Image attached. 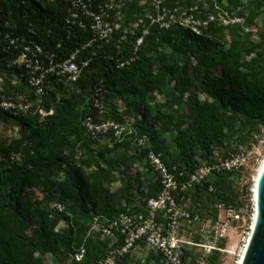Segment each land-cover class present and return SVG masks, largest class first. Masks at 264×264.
<instances>
[{"label": "trees", "instance_id": "trees-1", "mask_svg": "<svg viewBox=\"0 0 264 264\" xmlns=\"http://www.w3.org/2000/svg\"><path fill=\"white\" fill-rule=\"evenodd\" d=\"M107 1L85 3L96 10ZM140 1L116 0L122 6L111 11V21L120 27L99 47L91 18H74L68 0H0V100L31 103L17 114L0 110V121L15 124L19 135L0 142V264H45L49 254L65 263L82 248L86 254L76 264H101L124 243L121 236L107 237L104 228L121 214H146L149 200L161 192L158 172L145 162L149 153L160 154L186 182L217 155L249 150L264 134V32L256 42L239 29L211 24L197 35L178 26L149 27L145 17L144 34L142 26L131 25L155 6ZM226 1L229 12L244 6V0ZM248 1L253 23L264 16V0ZM196 3L162 0L161 8ZM118 13L123 20H117ZM225 35L228 50L212 52L227 45ZM37 47L46 64L48 55L62 62L78 52L80 79L65 85L51 75L44 94L37 95L24 65L17 63L26 48L34 53ZM157 93L164 104L157 102ZM87 119L127 126L132 134L121 140L111 132L96 139ZM141 162L147 175L136 168ZM239 171H213L202 184L175 192L178 204L203 221L221 220L226 208L251 212L253 191L237 189ZM115 184L120 185L116 191ZM60 223L66 227L57 230ZM197 227L203 239H214L212 229L207 235ZM187 242L188 264H218L225 253L223 242L210 252L203 240ZM150 251L145 264H164L160 253ZM115 264L140 263L129 252Z\"/></svg>", "mask_w": 264, "mask_h": 264}, {"label": "built area", "instance_id": "built-area-1", "mask_svg": "<svg viewBox=\"0 0 264 264\" xmlns=\"http://www.w3.org/2000/svg\"><path fill=\"white\" fill-rule=\"evenodd\" d=\"M71 3V8L76 13L74 18H79L80 15L91 18V29L95 34L96 42H99V47L104 44H109L120 24L117 21H111L113 9L121 8L122 4H117L116 0H109L106 4L99 5L96 10H92L91 6L86 4L88 0H68ZM92 0H89V3ZM162 0H157L158 11L146 15L149 27L158 25L161 28H170L178 26L190 29L195 34L199 35L203 29H207L214 20L205 16L203 9L197 5L192 7H175L161 8ZM203 7V6H202ZM120 14V13H118ZM117 14V15H118ZM243 19L224 20V25L245 27ZM144 18L138 19L131 26L144 28V34L148 33ZM82 26V23H81ZM252 32V30H249ZM257 33V30L252 34ZM143 39L137 41V46H140ZM90 46V44L88 45ZM43 52L37 47L36 52L32 53L26 48V53L17 61L24 65L29 83L36 88L37 95H43V85L47 78L51 75L55 76L59 82L69 85L76 83L83 71V66L78 63V52L74 53L69 59L62 62H53V56H46L48 64L41 60ZM86 65V64H84ZM124 64L121 63V66ZM95 106L103 109L102 103L96 100ZM31 108V103L25 98H21L18 102L0 100V110L11 111L17 114L19 111H27ZM42 115H47L45 111L40 110ZM53 111L49 113L52 115ZM85 126L92 136L96 139L99 136H105L114 133L121 140L126 135H131L132 131H128L127 126H119L113 122L104 124H95L91 119H87ZM128 133V134H127ZM257 142L249 149L239 154H232L227 158L217 155L215 162L211 165H203L199 167L186 182H181L176 176L166 167L162 161L160 154L151 152L147 162L159 174L162 185L161 192L157 198L151 199L148 202V212L146 214H121L115 220L111 221L104 228V234L109 238L116 239L118 236L123 237L124 243L120 248L115 249L110 253L107 260L102 264H115L118 257H122L129 252H134L138 247L145 245L150 250H154L163 257L164 264H188L183 259L185 245L190 244L181 233L191 230L199 225L205 228V234L212 229L218 239H224L227 233L233 229L236 224L247 226L253 222V211L250 212L248 207L235 209L220 208L223 210V218L216 222L212 220L203 221L199 215L193 214L188 209L180 206L177 202L175 192L185 191L194 188L198 184H202L213 171H235L243 167L255 166L264 157V134L256 137ZM144 142L139 140V145ZM60 210L63 206L57 205ZM207 251L213 250V247L204 246ZM85 255V249L82 248L78 252V262H82Z\"/></svg>", "mask_w": 264, "mask_h": 264}, {"label": "rangeland", "instance_id": "rangeland-1", "mask_svg": "<svg viewBox=\"0 0 264 264\" xmlns=\"http://www.w3.org/2000/svg\"><path fill=\"white\" fill-rule=\"evenodd\" d=\"M146 2H149L150 6H157V0H141L140 1L141 5H144ZM195 5L203 9L205 16H209V18L215 17L214 20L211 21V22H214L212 24H217V26H223L225 28L230 27V28L239 29L243 31L245 35H248L251 40H255L256 42L260 40V32H264V16L263 15H260L257 19L253 21V23L249 21L250 14H249L248 8L250 4L248 0H244V6H242L241 8L233 12L228 11L227 8L229 4L226 0L221 1V2H219V0H197V3ZM155 11L156 12L158 11L157 7H154V12ZM149 13L150 12L147 11L146 14H149ZM146 14L143 16V18L146 17ZM123 18H124L123 14L121 13L118 14L117 16L118 21L123 20ZM234 19H243L245 27L244 28L240 26L227 27L224 25V20H234ZM249 30H252V32L257 30V33L254 35V33L252 34V32H250ZM225 40H226L225 43L227 45L218 47V49H216L215 47H212L211 48L212 52L216 53L217 50L226 52L228 50V44H229L227 35H225ZM156 99H157V102L159 103L164 104L166 102L165 97L158 93L156 94ZM201 99H204V97L202 96ZM19 100H21V98ZM165 112L169 113L168 109H166ZM17 129L18 128L13 123H4L3 121H0V142H5L11 139L18 138L19 135H18ZM147 160H148V157L145 160L146 163H147ZM263 162H264V157L255 166H248V167L241 168L240 171L238 172V178L235 184L237 189L241 193L253 191L252 202H253L254 208H255L254 201H253L254 200V186H255V181H256L258 171ZM144 164H145L144 162H141L137 165L138 167L136 168H140V170L142 169L143 173L147 175V172L144 170V168H142ZM119 186L120 185H117V184L113 185V190L116 191L119 188ZM251 210L253 211V208H251ZM253 223L254 222L248 224L247 226L236 224L235 226H233V229L227 233L226 238H224L225 240L218 239L216 235H214L213 240L212 238H207V237L203 239L201 237L202 236L201 228L195 227L186 232L185 240L190 241V239H193V240L197 239V240H200V243L203 240L202 244L204 243L205 246L213 247V248H215L216 246L222 247V242H223L225 244V247H224L225 253L222 254L221 260L218 264H240L242 256L244 254V250L247 246L248 240L252 232ZM65 227L66 225L64 223H60L59 226L57 227V230L63 229ZM207 250L208 249H205L206 252H208ZM204 253L201 252L202 256ZM85 254H86V249H85ZM152 255L153 254L150 251V249H148L145 246H140L138 247L137 250L133 252V258L135 262H139L140 264L141 263L145 264L146 262H148V260L152 258ZM107 258L102 263H104L107 260ZM43 260L45 261V264H76L78 263V250L65 263H60L57 259H55L53 255H50V254L44 256ZM152 263L153 262L151 261L150 264Z\"/></svg>", "mask_w": 264, "mask_h": 264}, {"label": "water", "instance_id": "water-1", "mask_svg": "<svg viewBox=\"0 0 264 264\" xmlns=\"http://www.w3.org/2000/svg\"><path fill=\"white\" fill-rule=\"evenodd\" d=\"M256 191L254 211L257 217L240 264H264V168L259 176Z\"/></svg>", "mask_w": 264, "mask_h": 264}, {"label": "bare ground", "instance_id": "bare-ground-1", "mask_svg": "<svg viewBox=\"0 0 264 264\" xmlns=\"http://www.w3.org/2000/svg\"><path fill=\"white\" fill-rule=\"evenodd\" d=\"M263 168H264V162L261 164V167H260V169H259V171H258V174H257V177H256V181H255V186H254V205H255V203H256V194H257L256 187H257V182H258L259 176H260V174H261ZM255 208H256V207H255ZM256 217H257V214H256V212H254L253 222H255ZM253 224H254V223H253ZM244 251H245V250H244Z\"/></svg>", "mask_w": 264, "mask_h": 264}]
</instances>
